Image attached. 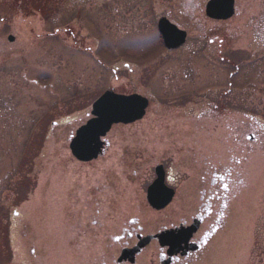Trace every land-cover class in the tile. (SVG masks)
Here are the masks:
<instances>
[{
	"label": "rangeland",
	"instance_id": "1",
	"mask_svg": "<svg viewBox=\"0 0 264 264\" xmlns=\"http://www.w3.org/2000/svg\"><path fill=\"white\" fill-rule=\"evenodd\" d=\"M46 1L0 0V264H91L104 239L82 213L106 233L127 208L140 207L147 230L180 211L182 194L160 213L145 200L157 154L171 156L180 193L190 186L184 172L196 167L184 153L172 156L165 141L185 120L168 105L176 95L208 106L222 94L223 105L264 121V0H237L242 13L226 22L173 11L169 19L188 38L172 53L150 0ZM109 90L143 95L150 105L140 122L112 128L103 156L81 164L69 140ZM254 160L199 264H264V156ZM138 264H158L157 252Z\"/></svg>",
	"mask_w": 264,
	"mask_h": 264
},
{
	"label": "flooded vegetation",
	"instance_id": "2",
	"mask_svg": "<svg viewBox=\"0 0 264 264\" xmlns=\"http://www.w3.org/2000/svg\"><path fill=\"white\" fill-rule=\"evenodd\" d=\"M150 2L152 3L150 12L153 15L157 14L159 20L166 18L171 21L169 17L173 11L190 18L206 17V5L209 0H168L166 4L169 9L167 5L161 6L160 0H150ZM236 2L237 0L234 5V17H239L242 9L237 6ZM41 4L44 7L47 1L41 0ZM259 4L261 6L262 2ZM261 7L264 9V4ZM261 17L260 15L259 21L257 20V28L262 23L263 17ZM183 30L188 34L186 29ZM7 40L9 43H14L16 39L14 36H9ZM213 43L211 41L209 44ZM218 45L221 47L223 41H219ZM182 48L167 52H177ZM189 95H176L168 103L174 109L182 110L181 113L184 114L185 120L180 121L175 135L172 133H169L170 136L164 135L165 141L170 143V146L174 145L172 156L184 153L187 162H195L196 167L189 166L185 172L183 171L190 185L188 189L185 187V191L180 193L176 186H172L174 171L168 165L171 156L162 158L157 154L156 157L159 160L156 166L164 168L165 184L174 190V197L169 206L173 205L178 196L182 194L179 199L180 211L177 209L178 212H173L172 215L166 217L163 223L152 221L147 230L141 219L140 207L127 208L122 211L123 213L115 222L109 221V230L106 233H103L102 225L99 226L95 221L90 222L91 215L88 214L86 217L85 213H82L81 216L85 218L87 225L91 223L93 227H98V229L94 228L95 237L99 240H101L100 237L104 239L103 246L99 245L100 248L95 249L94 260L91 264H138L139 258L152 248L157 252L158 264H161L162 256L164 264H199L208 247L224 230L234 204L245 187L249 165L255 161L256 156H264V121L261 119L262 116L256 113L240 115L238 107L232 106L231 108L229 105H223L222 94L217 103H208L205 100L208 106H200L199 102L192 100L193 96ZM157 108L162 107L159 105ZM104 146L105 152L110 144L105 141ZM167 151L170 150L167 148ZM153 173L155 176V168ZM147 207L151 212H157L148 204ZM100 215L99 210V218ZM188 229H194V232L187 242L189 249L186 251L169 257L168 247H162L159 240L151 239L133 263L129 260H120L124 250L133 249L143 238L170 231L184 232ZM87 235L85 231L84 236L87 237Z\"/></svg>",
	"mask_w": 264,
	"mask_h": 264
},
{
	"label": "water",
	"instance_id": "3",
	"mask_svg": "<svg viewBox=\"0 0 264 264\" xmlns=\"http://www.w3.org/2000/svg\"><path fill=\"white\" fill-rule=\"evenodd\" d=\"M235 0H211L206 8L207 16L212 20H228L234 15ZM159 31L165 46L172 50L178 49L186 42V33L175 25L162 19L159 22ZM149 106L147 98L133 94L119 95L113 91L105 92L92 105L91 119L81 126L70 139L71 155L81 163L92 162L102 154V139L107 136L114 125H130L142 120ZM174 191L164 183L162 166L156 168V179L147 190V202L156 211L165 209L172 201ZM194 229L184 232H166L154 237L140 240L131 250L123 251L121 260L134 262L151 239L159 240L162 247H168L169 257L189 249L188 240ZM163 258V256H162ZM161 258V264H164Z\"/></svg>",
	"mask_w": 264,
	"mask_h": 264
}]
</instances>
